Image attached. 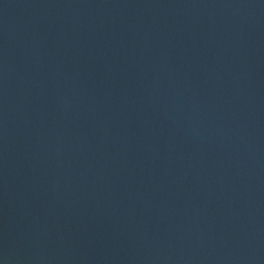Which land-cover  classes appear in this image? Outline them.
I'll list each match as a JSON object with an SVG mask.
<instances>
[{"label": "water", "instance_id": "1", "mask_svg": "<svg viewBox=\"0 0 264 264\" xmlns=\"http://www.w3.org/2000/svg\"><path fill=\"white\" fill-rule=\"evenodd\" d=\"M0 264H264V0H0Z\"/></svg>", "mask_w": 264, "mask_h": 264}]
</instances>
